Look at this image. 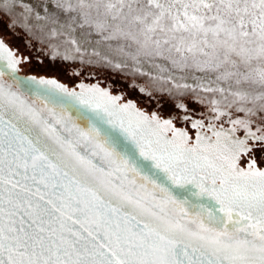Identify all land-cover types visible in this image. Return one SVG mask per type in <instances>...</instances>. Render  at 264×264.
Instances as JSON below:
<instances>
[{
  "label": "snow or ice",
  "instance_id": "snow-or-ice-1",
  "mask_svg": "<svg viewBox=\"0 0 264 264\" xmlns=\"http://www.w3.org/2000/svg\"><path fill=\"white\" fill-rule=\"evenodd\" d=\"M0 264H264V0H0Z\"/></svg>",
  "mask_w": 264,
  "mask_h": 264
},
{
  "label": "rangeland",
  "instance_id": "rangeland-1",
  "mask_svg": "<svg viewBox=\"0 0 264 264\" xmlns=\"http://www.w3.org/2000/svg\"><path fill=\"white\" fill-rule=\"evenodd\" d=\"M78 82V81H77ZM86 82H89V81H86Z\"/></svg>",
  "mask_w": 264,
  "mask_h": 264
}]
</instances>
